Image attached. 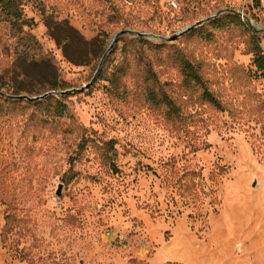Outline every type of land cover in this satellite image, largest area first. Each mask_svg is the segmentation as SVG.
<instances>
[{
  "label": "rangeland",
  "instance_id": "rangeland-1",
  "mask_svg": "<svg viewBox=\"0 0 264 264\" xmlns=\"http://www.w3.org/2000/svg\"><path fill=\"white\" fill-rule=\"evenodd\" d=\"M23 2L52 66L0 17V264H264V0Z\"/></svg>",
  "mask_w": 264,
  "mask_h": 264
},
{
  "label": "trees",
  "instance_id": "trees-1",
  "mask_svg": "<svg viewBox=\"0 0 264 264\" xmlns=\"http://www.w3.org/2000/svg\"><path fill=\"white\" fill-rule=\"evenodd\" d=\"M24 6L23 0H0L1 21L9 25L12 36L16 40L14 45V55L16 57V61L20 64H45L47 66H52L51 60L43 53V47L40 41L32 33L26 30V28L31 27L32 22L26 18ZM241 22L242 20L239 15H229L217 20L216 24L218 27L223 28L229 25H237ZM47 23L49 34L59 43V45H61L63 40L55 35L56 30L53 25H51V21L48 20ZM69 44L70 41L67 39L65 46L67 45L68 47ZM155 48L160 49L161 47L156 46ZM64 52L68 57V53L65 48ZM252 54L254 65L257 69V75L264 80V51L257 39H254L253 41ZM179 62L187 79L195 80L202 85L204 84V81L199 74V70L194 65L183 57H179ZM149 73L153 79L156 78V73H154L152 69ZM204 89V96L206 99L217 108L222 109V105L218 99L210 91H208L207 88ZM148 98V100L154 104H167L169 107L173 108L172 101L165 94L160 97L156 91L149 90ZM57 113L60 117H64L66 114V107L61 102H58ZM108 146H112V150L115 151L113 142L109 143ZM110 162L112 166H115L114 159L110 158Z\"/></svg>",
  "mask_w": 264,
  "mask_h": 264
},
{
  "label": "water",
  "instance_id": "water-1",
  "mask_svg": "<svg viewBox=\"0 0 264 264\" xmlns=\"http://www.w3.org/2000/svg\"><path fill=\"white\" fill-rule=\"evenodd\" d=\"M199 25H201V23H199L197 26H199ZM191 30H193V28H190V30L189 31H191ZM188 31V32H189ZM121 34H135V35H137V36H139V37H141V36H144L143 34H137V33H134L133 31H124V32H122ZM177 39V37L176 38H174L173 40H176ZM118 42V36L117 37H115L114 38V42H113V44L111 45V47H110V50H109V53L113 50V48H114V46H115V44ZM49 95H45V96H43V97H38V98H28V97H17L19 100H29V101H39V100H43V99H45L46 97H48ZM256 185H257V182H256V184H255V186L254 187H256ZM61 190H62V187L60 186L59 187V191H58V195L60 196L61 195Z\"/></svg>",
  "mask_w": 264,
  "mask_h": 264
}]
</instances>
